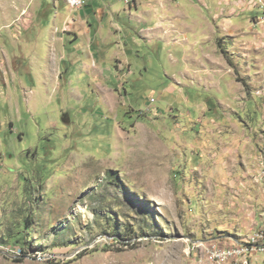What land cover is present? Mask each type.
<instances>
[{
    "label": "rangeland",
    "instance_id": "obj_1",
    "mask_svg": "<svg viewBox=\"0 0 264 264\" xmlns=\"http://www.w3.org/2000/svg\"><path fill=\"white\" fill-rule=\"evenodd\" d=\"M100 1L91 26L0 30V264H220L224 184L202 165L222 151L237 195L238 119L263 170L264 0ZM88 26L90 49L52 42ZM219 82L239 100L215 104Z\"/></svg>",
    "mask_w": 264,
    "mask_h": 264
},
{
    "label": "crops",
    "instance_id": "obj_2",
    "mask_svg": "<svg viewBox=\"0 0 264 264\" xmlns=\"http://www.w3.org/2000/svg\"><path fill=\"white\" fill-rule=\"evenodd\" d=\"M96 1L98 2V4L101 3L100 0H88L85 4V7H83L81 10L74 11L69 6L68 0H53L55 8H57V12L52 17V19H50L47 18L48 0H0V30L5 29L8 35L11 36L16 30L15 26L23 25L24 32H22V36L24 39H28L29 35H32L34 31L36 32V36H39L41 33L47 31L48 27L51 26V29L58 26L61 27L64 23L67 24V21L69 20L74 22L72 25H75L73 26L75 27V29H79L78 27L81 26L82 20L83 22L87 23V25L90 24L86 13H89L94 9L93 7H91V5L95 6V4L97 3ZM112 7V5H107L106 8L97 7L95 14L97 15L98 11H103V18H105L107 16V8L112 9ZM62 8L64 10V13L61 12ZM133 10L134 9H132L131 11ZM22 12H26L28 15H22ZM83 17H85V19ZM45 18H47V23L45 21ZM25 25L29 26L26 27ZM9 26L12 27L8 28ZM89 26H91V24ZM89 26L88 32H78V34H75L73 32L54 33L52 32V30V42L56 40L67 42L68 35L75 36V39L77 40L85 37L88 48L90 49V43L92 40L89 39V37H92V32ZM143 32H146V30ZM96 34L98 36L102 34L100 33V29L96 31ZM56 72H58L59 75L60 71L57 70ZM227 88L238 90V88L233 84H231ZM215 91L216 94H218L215 101V104L217 103V105H220L219 103L223 104L225 100L227 101V104H229V102H231L232 100H239V97H237V94H240L239 90L238 93L229 91V93L225 95L224 86L221 82L217 84ZM228 123L231 130L229 132L230 135H228V137H225V141L227 142V144L233 145L238 153V155L234 156L233 159L228 160L232 161L230 162V164H232V171L237 175L236 178L238 177V182L236 183L235 188L237 195L234 194V191H229L230 189L228 188V185L230 187V176L228 175H230L231 173L230 169L228 168L229 163L227 165V168H225L226 166H223L224 164H226V160L224 159V154H222V151L219 150V153H217V156H222V167H217L212 171L211 167L213 166V162L210 160L211 158H208V154L205 162L209 166H206V164L202 165L205 166V170H210L212 175V178L210 177V179L212 180V183L215 182L214 179L219 177V180L224 184L221 185V188H219L220 190L218 192L220 195L217 194L222 199L223 205H221L220 209L216 211H220V217L223 218L217 220L216 216L218 215H216V221L213 223V225L216 227L217 232H221L222 234L214 236L211 239L216 241V243L222 247L237 246L249 241L253 236L263 230V227L260 226L264 219V193L262 192V190L264 191V188H262L261 186L264 184V180L263 183L252 185L250 179L248 178V170L250 171V166L254 161L253 159L256 153L255 145H251L252 140H250L249 138V131L244 129V127L242 126V122H240L238 119H229ZM213 161L215 163H218V158L213 159ZM241 182L246 183L245 188L241 187ZM224 188L226 189L224 190ZM223 232H229L231 234L226 235L223 234ZM242 260L243 259L235 260L231 264H242ZM247 260L248 264H264V254L249 255Z\"/></svg>",
    "mask_w": 264,
    "mask_h": 264
},
{
    "label": "built area",
    "instance_id": "obj_3",
    "mask_svg": "<svg viewBox=\"0 0 264 264\" xmlns=\"http://www.w3.org/2000/svg\"><path fill=\"white\" fill-rule=\"evenodd\" d=\"M87 0H68V4L72 9H81L85 6ZM127 5L135 3L136 0H122ZM253 6L259 7L257 0H251ZM264 14V8H260ZM261 24L264 25V15L261 18ZM258 164H264V156H259ZM248 178L252 185H256L257 180H264V173L259 175H251V169L248 172ZM234 184L236 182L234 181ZM241 187L246 185L245 182L240 183ZM260 227H263V234L260 237L252 238L246 243H242L237 246L222 247L218 244L211 245V249H217L218 260L224 264H230L235 260L242 258H248V255L264 254V219Z\"/></svg>",
    "mask_w": 264,
    "mask_h": 264
},
{
    "label": "bare ground",
    "instance_id": "obj_4",
    "mask_svg": "<svg viewBox=\"0 0 264 264\" xmlns=\"http://www.w3.org/2000/svg\"><path fill=\"white\" fill-rule=\"evenodd\" d=\"M264 173V164H263V170L261 171V172H257V175H259V174H263ZM263 182V180H257V184H260V183H262ZM261 234H263V230L261 231V233H259V234H256L255 236H253L252 238H257V237H260V235ZM251 238V239H252ZM246 243V242H245ZM210 254H211V257H212V259L214 260V261H216V263H219L220 262V260H218V254H217V249H213V250H211V252H210ZM249 256V255H248ZM243 260H242V264H248V258H242ZM220 264H224V263H222V262H220Z\"/></svg>",
    "mask_w": 264,
    "mask_h": 264
},
{
    "label": "water",
    "instance_id": "obj_5",
    "mask_svg": "<svg viewBox=\"0 0 264 264\" xmlns=\"http://www.w3.org/2000/svg\"><path fill=\"white\" fill-rule=\"evenodd\" d=\"M0 252H2V251H0Z\"/></svg>",
    "mask_w": 264,
    "mask_h": 264
}]
</instances>
